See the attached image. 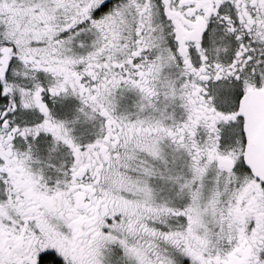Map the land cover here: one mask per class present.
<instances>
[{
    "label": "snow or ice",
    "instance_id": "1",
    "mask_svg": "<svg viewBox=\"0 0 264 264\" xmlns=\"http://www.w3.org/2000/svg\"><path fill=\"white\" fill-rule=\"evenodd\" d=\"M0 264H264V0H0Z\"/></svg>",
    "mask_w": 264,
    "mask_h": 264
}]
</instances>
